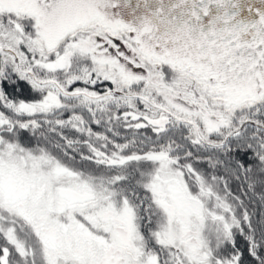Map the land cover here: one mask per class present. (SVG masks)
<instances>
[{
	"label": "snow or ice",
	"instance_id": "snow-or-ice-1",
	"mask_svg": "<svg viewBox=\"0 0 264 264\" xmlns=\"http://www.w3.org/2000/svg\"><path fill=\"white\" fill-rule=\"evenodd\" d=\"M0 264H264V0H0Z\"/></svg>",
	"mask_w": 264,
	"mask_h": 264
}]
</instances>
